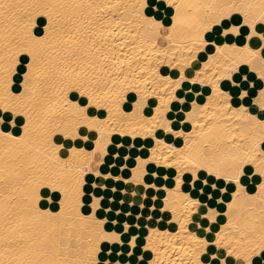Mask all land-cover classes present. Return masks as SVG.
<instances>
[{
	"label": "bare ground",
	"instance_id": "1",
	"mask_svg": "<svg viewBox=\"0 0 264 264\" xmlns=\"http://www.w3.org/2000/svg\"><path fill=\"white\" fill-rule=\"evenodd\" d=\"M76 2L92 7L81 10L87 15L77 16L64 46L69 51L77 50L78 55L95 54V42V47L108 55L107 61H97L96 71L99 79L109 81L115 102L110 101L104 108H93L90 115L98 117L95 127L84 125L78 139L66 144V148L80 150L75 163L85 169L84 183L66 185L67 197L57 186L58 196L40 201L41 209L59 215L41 221L16 215L6 218L0 210V237L22 224L25 230L55 244L60 252L55 259L67 260L70 264H96L97 261L108 264L101 257L105 254L103 248L118 245L122 246L125 256L136 258L124 264H140L141 260L144 264H196L200 258L196 253L204 241L217 253L223 251L224 256L220 258L224 259L227 248L216 245L215 241L221 229L229 224L228 204L233 203L237 185L235 181H223L219 188L227 191H221L211 203L207 190L217 182L216 171L222 170L229 150L238 152L250 143L251 126L247 127L241 119L250 115L249 96L255 88L251 81L242 83L241 80H244V70L248 69L264 84V74L251 67L254 58L264 62V55L257 52L261 42L255 36L249 39L250 26L245 36L244 32L224 35L226 28L236 26V20L241 19L243 26L242 13L232 11L214 23V15L220 16L224 9L196 7L223 5L222 0L220 4H216L217 0H174L182 5L175 31H171V26L177 12L168 0H156L151 10L140 16L131 7H121L138 4L139 0ZM253 2L259 3V0ZM229 4L235 1L230 0ZM187 5L193 7L187 8ZM147 17L160 21L163 29L147 23ZM4 20V10L0 9V67L12 50L6 43ZM201 20L207 24L206 28ZM47 22L46 17L36 18L34 23L41 34ZM257 30L264 29L258 25ZM198 32L204 40L211 38L210 43H202ZM228 37L237 40L229 41ZM181 67L186 79H181ZM24 69H27V60ZM17 71L22 81L23 71H19V66ZM111 80L117 83L112 85ZM230 88L235 98H231ZM117 93L124 97L122 102ZM100 96L103 102L107 89L102 88ZM2 103L0 113L4 112ZM11 111L12 104H9V119ZM4 130L11 131V125ZM58 142H64L63 136ZM3 148L0 143V169H4V175L17 169L22 171L30 162L18 155L14 146L8 153ZM219 151L220 159H216ZM209 167L213 169L211 173ZM250 167L254 172L256 165ZM206 179L208 185L204 184ZM242 182L244 191L239 193L231 210L233 227L261 214L256 199L260 195V180L253 181L249 174ZM4 187L0 182V190ZM48 192L52 193L53 188ZM211 209L216 213L214 219L207 215ZM6 219L11 221L10 225ZM3 250L4 242L0 240V252ZM236 250L244 253L252 249L238 246ZM232 257L231 260H236L235 255ZM253 259L257 264L262 260L259 249Z\"/></svg>",
	"mask_w": 264,
	"mask_h": 264
},
{
	"label": "snow or ice",
	"instance_id": "2",
	"mask_svg": "<svg viewBox=\"0 0 264 264\" xmlns=\"http://www.w3.org/2000/svg\"><path fill=\"white\" fill-rule=\"evenodd\" d=\"M155 2L156 0H139L138 4L121 7H131L132 11L140 16L145 11L151 10ZM168 4L175 7L177 12L171 26V31H175L182 5L174 3V0H168ZM91 7V4L77 3L76 0L0 2V9L4 10L5 14L3 23L6 43L12 49L5 59L4 66L0 67V89L3 90L0 101L3 102L4 108V112L0 113V143H3L5 153L12 151L14 146L18 155L25 156L30 161L22 171L17 169L14 172L10 171L8 175L3 174L4 169H0V182L5 185L0 190V210L4 211L6 218L9 215H16L41 221L55 219L59 214L41 209L40 201L46 198L51 200L53 196H58L59 192L55 191L57 186L67 197L66 185L75 182L79 186L84 183L82 174L85 169L75 163V157L80 150L74 147L66 148V144L78 139L84 125L89 128L95 127L98 117L90 115L93 108H104L110 101L115 102L109 81L99 79L96 71L97 61H107L108 55L101 48L95 47V42L93 47L95 54L98 55L94 53L78 55L77 50L69 51L64 46L75 26L74 21L77 16L87 15L81 10ZM186 7L192 8L193 5ZM196 7H219L222 10L226 9L228 13L241 12L243 26L237 20L236 26L226 28L224 35L227 37L228 33L242 34L250 26L252 31L249 39L255 36L260 42H264V30H257L258 25L264 29V0H259V3L249 0L241 4ZM224 14L221 11L220 16L213 22L220 20ZM38 16L46 17L48 21L42 34L41 29L34 23ZM146 21L158 29H163V24L153 17H147ZM200 22L205 28L207 27L203 20ZM227 23L224 21V25ZM197 35L202 43H210L211 38L204 40L199 32ZM168 39L171 40L172 36L169 35ZM188 51L191 54L192 50ZM261 54L264 55V43L261 44ZM25 60H27L26 70ZM17 66L19 71H23L22 81H19ZM205 67L207 68L208 65ZM186 78L181 67V79ZM110 82L112 85L117 83L115 80ZM101 85L103 89H107V96L103 98V102L100 96ZM116 96L121 102L123 101L122 95L117 93ZM256 103L262 109L260 115L264 116V90L261 91ZM9 104H12L10 119ZM109 112L111 113V109ZM246 119L251 126L250 143L245 144L236 154L228 156L222 162V170L216 171L217 182L207 190L211 203L221 191H227L219 188L223 181H235L237 185V194L233 198V203L228 204L229 224L221 229L215 241L216 245L227 248L228 255L221 259L224 252L217 253L208 246V241H204L196 253L200 257L196 264H233L231 260L233 255L236 256L235 264H257L253 259L257 249L260 258L264 260V119L251 116H246ZM9 125L12 130L5 131L4 129ZM168 131L171 129L169 128ZM16 132L21 134H14ZM61 136L64 142H58ZM88 138V136L83 137L84 140ZM251 165H256L254 172ZM208 170L210 173L213 171L212 167ZM249 174L253 181L260 180L258 189L260 195L256 199L259 201L261 214L251 216L243 225L233 227L231 210L239 198V193L244 191L242 178L246 180ZM208 183L209 180L206 179L204 184L208 185ZM228 186L231 187V183ZM49 188H53L52 193L48 192ZM60 207L63 211V202ZM207 215L209 219H214L215 210L211 209ZM6 223L10 225L11 221L6 219ZM181 227L183 228V225ZM17 232L19 235H16ZM226 232L228 235H225ZM229 236L234 239H229ZM196 239L198 240V237ZM0 240L4 242V250L0 252L2 257L0 264H70L67 260L55 259L60 255L55 244H50L47 239L25 230L22 224L18 228H13L10 233L6 232ZM238 246L251 247L252 250L241 253L236 250ZM96 264L101 262L97 261ZM140 264H144L143 260Z\"/></svg>",
	"mask_w": 264,
	"mask_h": 264
},
{
	"label": "crops",
	"instance_id": "3",
	"mask_svg": "<svg viewBox=\"0 0 264 264\" xmlns=\"http://www.w3.org/2000/svg\"><path fill=\"white\" fill-rule=\"evenodd\" d=\"M222 1L225 4H229V1L230 0H222ZM241 3H245V2H243L242 0H236L235 1V4H241ZM224 13H225V15L228 14V12H227L226 9H224ZM231 16H232V14L229 15L230 20H231ZM214 17L217 18V16H215V15H214ZM245 33H247V32L244 31V36L246 35ZM227 39L229 41H233V40L236 41L237 40V38H235V37H233V38L232 37H228ZM239 53L243 56V54L241 52H239ZM246 55L248 56V54H246ZM251 67L255 71H260L262 74H264V62L261 59H259V58L252 59L251 60ZM244 72H245V75L242 77V78H244V80H241L242 83L244 81H246V80L247 81H251L252 84L254 85V88H255L254 90L261 89L264 86L262 80L256 74L252 73L248 69H245ZM254 90L252 91V94L253 95L255 94ZM230 91L232 92L233 89L230 88ZM231 95L233 97H235L234 96L235 95L234 92L231 93ZM256 98H258V97H256ZM248 104L250 105L249 109L251 110L252 114L255 115V116H257V117L260 116L259 114H260V111H262V109L260 108V105L258 103H256V100L255 101H252L251 103H248ZM253 104L256 105L259 108V110H258L257 107L256 108L255 107H251V106H253ZM136 228L138 229L139 227L136 226ZM121 247L118 245L116 248H113L112 246H110L109 249H108V247L107 248L106 247L103 248V250L105 251V254H103L101 256L102 259H105L106 258L108 260V264H115V263L118 264L117 261H120L119 262L120 264L121 263H123V264L124 263H132V262L136 261V258H133V256H130V255L129 256H125L126 253H123L122 252V249H120ZM107 249L108 250H111V251L108 252ZM234 260L235 259H232L233 262H235ZM260 263L261 264H264V260H261L258 264H260Z\"/></svg>",
	"mask_w": 264,
	"mask_h": 264
},
{
	"label": "rangeland",
	"instance_id": "4",
	"mask_svg": "<svg viewBox=\"0 0 264 264\" xmlns=\"http://www.w3.org/2000/svg\"><path fill=\"white\" fill-rule=\"evenodd\" d=\"M234 1H236V0H234ZM215 2H216V0H215ZM228 2V1H227ZM217 4H220V0H217V2H216ZM225 4V3H224ZM223 4V5H224ZM237 21V20H236ZM239 21H241V19L239 20ZM261 43H264V42H261ZM261 43H260V49H257V52H259V51H261ZM232 66L234 67L235 66V64H232ZM237 68H235V69H238V66H236ZM264 85V84H263ZM262 90H264V86L261 88V89H258V90H256L255 91V93L256 94H251L249 97L251 98L250 99V103L252 102V101H255V100H257V98L256 97H259L260 96V93H261V91ZM233 93V92H232ZM235 94V93H234ZM231 96V98H235L236 97V94L234 95L235 97H233L232 95H230ZM249 107H250V105H248V111H249V113H250V115H248V116H251V117H256L257 119L259 118V119H264V116H261L260 114V116H255V115H253L252 114V112H251V110L249 109ZM251 107H257L256 105H254L253 104V106H251ZM258 108V107H257ZM258 110H259V108H258ZM260 113H261V111H260ZM241 121H242V123L243 124H245L247 127L248 126H250L249 125V123H248V120L246 119V116L244 115V118L242 117V119H241ZM229 148H231V146H228ZM227 149V148H226ZM237 152H236V150H234V149H230L229 150V154H228V156H230V155H232V154H236ZM216 155H217V157H216V159H218L219 158V155H221V153H220V151L219 152H216ZM227 156V157H228ZM220 159V158H219ZM227 256V255H226ZM233 258V257H232Z\"/></svg>",
	"mask_w": 264,
	"mask_h": 264
}]
</instances>
